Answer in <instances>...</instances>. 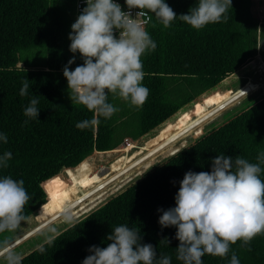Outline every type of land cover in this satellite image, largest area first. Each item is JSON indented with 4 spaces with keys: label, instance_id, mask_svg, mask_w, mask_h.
Segmentation results:
<instances>
[{
    "label": "trees",
    "instance_id": "trees-1",
    "mask_svg": "<svg viewBox=\"0 0 264 264\" xmlns=\"http://www.w3.org/2000/svg\"><path fill=\"white\" fill-rule=\"evenodd\" d=\"M77 2L0 0V134L8 138L6 144L0 141V156L6 151L12 153L8 167H0V178L10 176L24 181L30 197L23 210L26 219L48 203L55 204L52 211L38 218L40 223L36 225L42 232L52 226V222L46 226L44 221L123 168L124 152L117 150L123 142L149 146L158 141L149 146L153 147L177 133L181 125L195 121L201 108L217 103L211 107L214 108L244 91L241 100L257 88L248 93L247 86L253 83L249 79L226 90L229 79L257 68V56L264 59V19H258L252 11L255 0H232L224 14L226 19L222 17L219 23L200 30L179 17L165 28L153 15L146 30L156 48L141 57L145 74L142 83L149 89L146 102L135 108L110 94L109 102L119 111L110 119L100 117L94 127L79 130L75 125L92 119L93 113L82 105H73L63 75L73 56L75 62L70 70L83 64L80 54L69 50L71 25L81 14L77 12ZM165 3L180 16L196 7L198 0ZM26 80L28 93L22 97L20 90ZM33 98L39 101L37 119L24 115ZM218 116L192 131L191 136H196L192 143L187 145L188 140H183L174 144L71 212L73 217H79L105 200L24 254L21 264H82L91 254L88 249L93 245L106 247L111 243L106 237L120 225L137 230L141 243L156 248L158 259L169 256L171 264H183L176 254V228H161L158 221L162 212L158 209L175 207L174 198L185 173L210 172L211 161L217 155L234 159L240 156L257 163L258 154L264 152V94L246 97L223 114L221 123L204 131ZM151 132L154 135L139 143ZM118 163L121 164L115 165ZM64 170L69 173V187L62 180ZM137 176L140 177L134 180ZM88 178L90 182L86 183ZM56 179L63 183L52 187ZM57 190L60 196L54 200L52 193ZM25 236H30L28 230L11 240L13 249L22 244ZM233 253L240 264H264V234L250 244L237 241L227 257L205 255L202 261L230 264Z\"/></svg>",
    "mask_w": 264,
    "mask_h": 264
},
{
    "label": "clouds",
    "instance_id": "clouds-1",
    "mask_svg": "<svg viewBox=\"0 0 264 264\" xmlns=\"http://www.w3.org/2000/svg\"><path fill=\"white\" fill-rule=\"evenodd\" d=\"M124 11L114 0H86V7L71 25L69 50L79 53L83 64L70 70L75 56L63 69L67 90L73 105H82L93 113L90 120L78 122L75 127L84 130L98 125L99 118L110 119L119 109L108 98H120L129 106L140 108L146 102L149 89L143 86L144 71L141 57L155 50L146 26L153 20L168 28L179 19L200 30L210 23H219L232 0H198L187 14H177L165 0H125ZM138 9L135 18L132 10ZM226 19V17H224ZM156 24L153 23L152 27ZM118 32V36L116 33ZM29 84L23 82L20 96H26ZM38 99H31L24 115L37 119ZM28 121H25V124ZM5 144L8 138L0 134ZM11 152L0 156V167L7 168ZM257 163L236 156L217 155L211 161L210 172L185 173L175 195V207L162 212L161 228L175 227L177 259L183 264H203L202 257H227L230 247L241 241L250 242L264 234V152ZM30 199L24 181L5 176L0 178V234L14 232L26 219L25 204ZM65 222L74 217L65 210ZM55 231V229H52ZM106 239V247L91 246V253L82 264H171V257L157 258L152 244L141 243L139 232L127 225L115 227ZM43 251V249H41ZM0 257L6 264H21L8 239L0 242ZM230 264H240L235 253Z\"/></svg>",
    "mask_w": 264,
    "mask_h": 264
},
{
    "label": "rangeland",
    "instance_id": "rangeland-1",
    "mask_svg": "<svg viewBox=\"0 0 264 264\" xmlns=\"http://www.w3.org/2000/svg\"><path fill=\"white\" fill-rule=\"evenodd\" d=\"M255 2L256 3L254 4V8H253L252 11L254 12V14H256V17L258 19L263 20L264 19V0H255ZM136 13L137 12H134L132 14L133 18H135ZM116 35L118 36L117 33H116ZM255 61L258 63L257 68H255L253 71H243L240 75H238V76H236V77H234L232 79H229L230 81L228 83V87L226 88V90H228V89L229 90L230 89H234L237 86H239L240 84H242L243 82L251 79L253 81V83L250 84L249 86H247V90H248V93H249V92H251V91H253V90H255L257 88L255 91H253L252 93H250L249 95L245 96L244 98H242L240 100V98L245 93L244 91H241L240 93H238V94L230 97L229 99H227L223 103L217 105L216 107L209 108L210 110H208V111L207 110L204 111V109L199 110L200 115H199V117L195 121H193L190 124H183V125H181L180 126V129L178 130L177 133L171 135L170 137H167L162 142H160L159 144H157V145H155L153 147H146L144 149V148H141L139 146H136L135 144H132V143H128V144L123 143L125 145L121 144L117 148V150H120L121 149V146H123V149L122 150L124 151V157H125V163H124L123 168L121 170L117 171L116 173L108 176L105 180H103L94 189L90 190L89 192H87L83 196H81V197H79L77 199H74L64 209H62L61 211H59L58 213H56L55 215H53L52 217H50L49 219H47L46 221H44V223H45L46 226L52 225L51 227H49V229H46L45 231L42 232L41 229L37 228L34 232H31L30 233V231H33L34 228L37 227L36 224L38 222V218H41V216H43L47 211H49V212L52 211V209L54 208L55 204H51V203H48L47 205H45V207H43V209L41 211L39 209L38 210V212L40 211L39 213L37 212L34 215H32L29 218H27L26 220H24L22 222V224L14 232H10V233L7 232L2 237H0V242H2L5 239H8L9 241H11L17 235H20L23 231L28 230V232L30 233L29 234L30 236L27 237L26 239L23 238L21 240V243L22 244L19 247L13 249L17 254L23 256L24 254H26L27 252H29L31 249H33L36 245H38L42 241L46 240L49 236H51V235L59 232L61 229L64 228L65 225L68 224V222H65L64 219H63V215L65 213V210H67L69 212H73V211L77 210L78 208H80L81 206H83L85 203H87L88 201H90L91 199H93L96 195H98L103 190H105L107 187H109L110 185H112L116 181L120 180L121 178H123L125 175H127L130 172H132L136 168H138L141 165L145 164L146 162H148L149 160H151L153 157H155L158 154L162 153L163 151L169 149L174 144H176V143H178L180 141H183V140H185V141L188 140L187 145L190 144V143H192L195 140V137H196L195 135H192L191 136L192 131L196 127H198L199 125L204 124V122H206L209 119H211V117L218 116L220 114L215 119V121H213L210 124H208V125L205 126L204 131L207 130L208 128H210V126L213 125V124H215V123L216 124L221 123L222 120H223V118H224L223 117V114L226 111H228L230 109L232 110L235 107H237L246 97L252 96V95L264 94V59H262L261 56H257L255 58ZM230 106H232V107H230ZM227 108H229V109H227ZM223 111H225V112H223ZM152 135H154L153 132H151L149 135L141 138L139 140V143L146 142ZM163 155L164 154H162L160 156H163ZM168 157H170V156H168ZM168 157H165L164 156V158H166V159ZM97 158L99 160H103V159L111 160L112 159V158L107 159V158H104V157L102 159L99 158V157H97ZM156 159L157 158H155L154 160H156ZM120 164L121 163H118V164H115V165H120ZM115 165H108V166H115ZM143 167L140 168V171L143 169ZM139 172H137V174ZM61 174H62L61 175L62 176V180L65 183V185L68 184L70 182L69 173L64 170L63 172H61ZM137 174H135V175H137ZM135 175H133L130 178V180ZM140 176L135 177L134 180L136 178L140 177ZM89 182L90 181H89V178H88L86 183H89ZM67 187H69V186H67ZM73 193H76V191L74 190ZM115 193H117V191H115L111 195H109L108 198L111 197ZM66 200H68V198ZM104 201L105 200H103L102 202L98 203L96 206L92 207L91 209H88L85 212L81 213L79 215V217H74V221L77 220L78 218L82 217L83 215L87 214L88 212L92 211L94 208H96L98 205H100ZM64 202H62L61 205ZM51 222H52V224L49 225V223H51ZM31 227H33V228L31 229ZM52 229H55V231H52ZM41 233H42V235H40ZM37 236H39V237H37ZM0 264H6V261L3 258H1L0 259Z\"/></svg>",
    "mask_w": 264,
    "mask_h": 264
},
{
    "label": "built area",
    "instance_id": "built-area-1",
    "mask_svg": "<svg viewBox=\"0 0 264 264\" xmlns=\"http://www.w3.org/2000/svg\"><path fill=\"white\" fill-rule=\"evenodd\" d=\"M114 2L120 4L121 7H122V9H123L124 11H126V12L128 11L127 6H126V4H125V0H114ZM86 6H87V5H86V0H78V2H77V12H78V13H81L82 10H83ZM138 11H139L138 9H133V10H132V14H133L134 12H138ZM117 34H118V32H117ZM126 141H128V140H126Z\"/></svg>",
    "mask_w": 264,
    "mask_h": 264
},
{
    "label": "snow or ice",
    "instance_id": "snow-or-ice-1",
    "mask_svg": "<svg viewBox=\"0 0 264 264\" xmlns=\"http://www.w3.org/2000/svg\"><path fill=\"white\" fill-rule=\"evenodd\" d=\"M208 102H209V103H212V101H208ZM198 107H199V106H198ZM62 183H63L62 181L56 179V180H53V181L51 182V186H52V187H57V186L61 185ZM52 196H53V199H54V200H55V199H58L59 196H60V192L57 190L56 192H53V193H52Z\"/></svg>",
    "mask_w": 264,
    "mask_h": 264
},
{
    "label": "bare ground",
    "instance_id": "bare-ground-1",
    "mask_svg": "<svg viewBox=\"0 0 264 264\" xmlns=\"http://www.w3.org/2000/svg\"><path fill=\"white\" fill-rule=\"evenodd\" d=\"M223 100H224V99H223ZM221 101H222V100H221ZM221 101H220V102H221ZM218 103H219V102H218ZM216 104H217V103H216ZM216 104H215V105H216ZM215 105H213V106H215ZM213 106H211V107H213ZM211 107L205 108L204 111H205V110H207V111L210 110L209 108H211ZM203 108H204V107H203ZM203 108H201L200 110H202ZM204 111H203V112H204ZM207 111H206V112H207ZM199 115H200V112L198 113L197 116H199ZM215 117H216V116L211 117V119H209L208 121L204 122V124L207 123V122H209L210 120H212V119L215 118ZM204 124H201V125H199L198 127H200V126H202V125H204ZM179 126H180V125H179ZM179 126H178V127H179ZM178 127H177V128H178ZM198 127H197V128H198ZM195 129H196V128H195ZM128 141H129V140H128ZM128 143H130V142H126L125 144H128ZM125 144H123V145H125ZM122 149H123V146H121V149H120V150L123 151ZM144 149H145V148H144ZM142 151H143V150H142ZM123 152H124V151H123ZM65 202H66V201H65ZM65 202H64V203H65ZM64 203H63V204H64ZM63 204H62V205H63ZM62 205H61V206H62ZM61 206H60V207H61Z\"/></svg>",
    "mask_w": 264,
    "mask_h": 264
},
{
    "label": "water",
    "instance_id": "water-1",
    "mask_svg": "<svg viewBox=\"0 0 264 264\" xmlns=\"http://www.w3.org/2000/svg\"><path fill=\"white\" fill-rule=\"evenodd\" d=\"M126 142H127V141H125V142H123V143H126ZM123 143H122V144H123ZM38 223H40V222L38 221L37 224H38ZM32 228H33V227H31V229H32ZM37 228H38V227H35L33 231H30V233H31V232H34ZM31 229H30V230H31ZM30 233H29V234H30ZM26 235L28 236L27 233H26ZM19 236H20V235H17L12 241H14V240H15L16 238H18ZM27 236H25V237H27ZM25 237H23V238H25ZM23 238H22V239H23ZM20 240H21V239H20ZM12 241H10V243H11Z\"/></svg>",
    "mask_w": 264,
    "mask_h": 264
},
{
    "label": "crops",
    "instance_id": "crops-1",
    "mask_svg": "<svg viewBox=\"0 0 264 264\" xmlns=\"http://www.w3.org/2000/svg\"><path fill=\"white\" fill-rule=\"evenodd\" d=\"M158 142V141H157ZM157 142H155V143H157ZM154 143V144H155ZM154 144H151V145H154ZM136 145V144H135ZM151 145H149V146H151ZM136 146H138V145H136ZM149 146H139V147H141V148H146V147H149ZM101 165V164H100ZM100 167V166H99ZM90 178V177H89Z\"/></svg>",
    "mask_w": 264,
    "mask_h": 264
}]
</instances>
